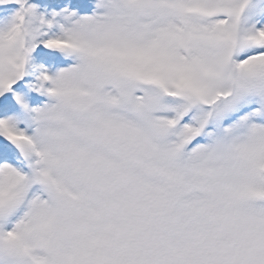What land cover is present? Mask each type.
Listing matches in <instances>:
<instances>
[{"label":"snow or ice","instance_id":"obj_1","mask_svg":"<svg viewBox=\"0 0 264 264\" xmlns=\"http://www.w3.org/2000/svg\"><path fill=\"white\" fill-rule=\"evenodd\" d=\"M0 264H264V0H0Z\"/></svg>","mask_w":264,"mask_h":264}]
</instances>
